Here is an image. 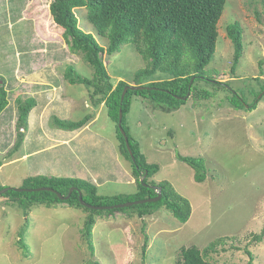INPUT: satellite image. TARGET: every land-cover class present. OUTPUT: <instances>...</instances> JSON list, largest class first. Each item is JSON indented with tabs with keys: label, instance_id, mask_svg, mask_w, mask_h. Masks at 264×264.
I'll return each mask as SVG.
<instances>
[{
	"label": "rangeland",
	"instance_id": "obj_1",
	"mask_svg": "<svg viewBox=\"0 0 264 264\" xmlns=\"http://www.w3.org/2000/svg\"><path fill=\"white\" fill-rule=\"evenodd\" d=\"M51 2L0 0V86L7 90L9 100L0 113V179L11 187H19L22 177L29 175V162L13 161L18 154H9L19 133H25L17 126L21 100L38 97L46 101L40 98L58 94L55 102L46 101L49 105L42 111L44 116L37 117L44 121L48 109L55 113L49 119L52 122L57 115L77 121L95 112L87 106L96 105L92 90L84 84H72L65 77L69 65L89 78L94 68L82 52L70 49L64 28L53 20ZM76 13L80 27L107 47L109 38L100 35L90 22L88 9L78 8ZM235 21L244 29V53L233 75L234 45L227 27ZM218 31L216 52L206 67L207 74L216 72L218 80L230 82L248 102L263 95L256 108H233L227 100L231 94L227 88L217 90L212 83L202 81L199 86L212 94L208 99L194 95L182 106L167 111L166 106L134 96L128 114L130 133L139 141L148 161L161 166L155 177L170 180L191 201L190 219L183 223L165 207L143 218L131 211H105L97 215L92 253L82 234L89 213L86 209L58 203L35 204L25 210L0 197L1 206L6 207L0 208V264H178L183 246L203 249L225 236L229 237L226 244L206 259L213 264H247L249 257L244 248L251 234L264 228V64L262 68L259 64L264 59V0H226ZM103 59L112 83L125 80L134 84L135 73L147 65L131 42L124 43L119 51L104 53ZM169 77L157 72L151 80ZM71 103L76 107L73 110ZM38 107L44 106L40 103ZM31 145L27 144V149ZM59 150L49 154L58 155ZM65 153L73 157L63 149ZM177 153L204 157L207 179L196 181L195 169L179 160ZM98 189L100 194L111 196L133 193L136 185L111 181ZM23 227L29 256L18 245ZM249 249L255 255L254 264H264V241Z\"/></svg>",
	"mask_w": 264,
	"mask_h": 264
},
{
	"label": "trees",
	"instance_id": "obj_2",
	"mask_svg": "<svg viewBox=\"0 0 264 264\" xmlns=\"http://www.w3.org/2000/svg\"><path fill=\"white\" fill-rule=\"evenodd\" d=\"M226 0H52L50 11L54 22L64 28L70 49L73 52H82L85 59L93 66L94 75L89 78L81 75L73 65L65 71L66 79L72 83H80L92 90L97 105L105 101L109 117L116 123V132L122 155L132 164V173L137 182V191L134 193H121L116 195H101L98 186L88 180L67 176L35 175L26 177L19 187L33 190H15L10 188L0 197L6 198L10 203L29 209L35 204L52 206L58 203H67L70 206L82 207L87 214L82 228L83 239L87 242L92 253L95 251L93 243V229L97 222V215L107 211L133 212L139 217L154 214L158 209L165 207L181 222H187L192 215L191 201L179 193L172 182L167 179L156 181L153 177L160 171L158 163L148 161L141 149L139 141L130 133L128 114L134 96L149 99L161 106L173 110L186 103L191 97L208 99L211 92L201 88L200 83L206 81L217 87L227 88L231 94L227 95L229 104L236 109H250L257 107L261 97H255L248 102L229 84L220 81L215 73L207 74L206 67L212 61L216 52L219 35L218 23L223 14ZM87 8V16L100 35L109 38L108 46H103L90 31H85L79 25L78 8ZM227 35L234 45L233 65L231 73L234 75L236 67L244 53V29L239 21L228 25ZM131 42L135 49L144 57L147 65L139 69L133 78L134 84L144 86L138 89H128L124 98L122 93L129 83L119 80L116 85L111 81V76L103 59L104 53L119 51L124 43ZM261 68L264 59L259 61ZM167 73L170 77L152 81L157 73ZM230 85V87H229ZM206 90V91H205ZM232 97V99H231ZM9 104L8 92L0 86V113ZM36 106V99L29 97L18 104L19 116L17 126L27 129L28 119L32 108ZM120 110L123 112L122 127L126 131L133 155H131L125 137L119 127ZM91 115L88 114L81 120L72 121L54 117V122L60 128L79 129L85 126ZM24 132L19 133L9 154L17 151L23 140ZM179 160L186 162L195 169V179L204 182L208 177L204 157H195L177 153ZM2 162L0 161V166ZM7 185L0 182V190ZM43 186H50L66 196L71 187H78L83 192V199L93 205H113L126 201L155 197L158 191L155 186L161 187L162 197L155 202H146L137 205L114 208L92 209L82 205L79 191L73 190L71 196L62 199L56 192L39 190ZM26 230L22 228L18 245L25 256L30 250L23 240ZM229 237H220L208 244L203 249L196 245L183 246L178 264H213L206 257L210 252H215L217 247L226 244ZM264 241V228L260 233H252L244 250L249 257L247 264H254L255 255L249 246ZM148 236H145L143 255L148 246ZM235 246V245H234ZM236 248H239L235 246Z\"/></svg>",
	"mask_w": 264,
	"mask_h": 264
},
{
	"label": "crops",
	"instance_id": "obj_3",
	"mask_svg": "<svg viewBox=\"0 0 264 264\" xmlns=\"http://www.w3.org/2000/svg\"><path fill=\"white\" fill-rule=\"evenodd\" d=\"M117 83L113 84L116 85ZM48 94L40 99H45L49 104L58 100V94H56L57 96H54V93L52 95L51 93ZM35 99L36 106L30 112L24 140L20 148L13 152V155L18 154L14 156L13 161L22 159L29 162V175L27 177L35 175L77 177L95 183L98 188L106 186L111 181H125L135 184L136 190L134 192L137 191L136 179L132 174V164L127 161L128 159L120 151L116 125L113 123L114 121L111 123L104 100L97 105H92L93 107L87 105L88 108L95 109V112L90 113L91 119L82 128L71 130L60 128L49 120L52 115H55L52 109H48L45 121L38 119L39 115L44 116L42 111L45 110L44 108L47 107L48 103L39 101L38 97ZM40 103L41 107H44H38ZM70 106L72 110L76 108L73 103ZM65 112L68 113V110ZM65 112L61 111L62 114ZM69 115H72V113L70 112ZM103 117H106V119L101 122ZM33 141L35 144L32 146ZM27 144L31 145L30 149H27ZM88 144H91L90 148L87 147ZM63 149L67 152L70 151L73 157L68 158V153L62 154ZM58 150V155L51 156L49 154L50 151ZM142 151L144 152L143 149ZM154 177L153 179L156 181L163 180ZM25 178L22 177V182ZM0 182L2 185H11L1 179ZM0 208L5 210L6 207L1 206L0 202Z\"/></svg>",
	"mask_w": 264,
	"mask_h": 264
},
{
	"label": "water",
	"instance_id": "obj_4",
	"mask_svg": "<svg viewBox=\"0 0 264 264\" xmlns=\"http://www.w3.org/2000/svg\"><path fill=\"white\" fill-rule=\"evenodd\" d=\"M144 86H140V85H136V84H128L127 86H125L123 93H122V99L124 98L126 92L128 89H138V88H143ZM122 118H123V112L122 110H120V115H119V127L121 132L123 133L124 137H125V141H126V145L128 147V149L131 152V155H133V152L131 150L130 147V143H129V138L126 134V131L124 130V128L122 127ZM158 194L155 197H148L145 199H137V200H133V201H126L123 203H118V204H113V205H93L91 203L86 202L83 199V192L81 190L78 189V187H71L69 190L68 195L64 196L62 195L60 192L56 191L54 188L50 187V186H43V187H39V188H34V189H39V190H50V191H54L56 192L62 199H67L71 196L73 190H77L79 191V199L80 202L82 203V205L87 206L89 208L92 209H114V208H122V207H127V206H132V205H137V204H141V203H146V202H155L158 201L161 197H162V192H161V187L160 186H155ZM10 188H14L15 190H33L30 188H23V187H11V186H6L3 189L0 190V196L2 194H4L7 190H9Z\"/></svg>",
	"mask_w": 264,
	"mask_h": 264
}]
</instances>
